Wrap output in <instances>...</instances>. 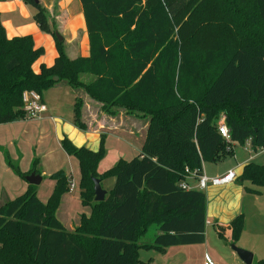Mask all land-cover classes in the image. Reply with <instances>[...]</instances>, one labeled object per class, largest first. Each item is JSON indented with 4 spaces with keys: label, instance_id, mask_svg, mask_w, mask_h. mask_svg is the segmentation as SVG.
Instances as JSON below:
<instances>
[{
    "label": "trees",
    "instance_id": "16d2710c",
    "mask_svg": "<svg viewBox=\"0 0 264 264\" xmlns=\"http://www.w3.org/2000/svg\"><path fill=\"white\" fill-rule=\"evenodd\" d=\"M22 1L34 10L40 31L52 34L39 2ZM79 1L89 54L69 59L55 40L54 63L40 64L38 73L32 66L44 49L30 35L8 38L0 24V124L26 117L24 91L41 95L65 81L104 106L147 118L146 136L138 155L102 174L103 136L97 151L64 137L63 150L78 161L81 203L89 215L81 214L72 231L55 216L68 190L63 170L49 176L55 185L44 203L29 184L0 206V264H139L137 241L153 224V246L160 251L203 243L206 196L181 186L185 167L201 173L204 162L232 154L233 143L264 147V0ZM80 107L76 98L72 122L85 131ZM221 113L228 143L217 130ZM3 153L21 178L32 172L22 173ZM93 178H114L102 201L94 200ZM240 179L264 192V163L249 162ZM243 227L240 214L230 222L231 242Z\"/></svg>",
    "mask_w": 264,
    "mask_h": 264
},
{
    "label": "crops",
    "instance_id": "0c3cea01",
    "mask_svg": "<svg viewBox=\"0 0 264 264\" xmlns=\"http://www.w3.org/2000/svg\"><path fill=\"white\" fill-rule=\"evenodd\" d=\"M37 1L44 9L49 28L53 31L52 34L40 31L37 23L33 19L34 11L22 0H0V24L5 30L6 36L12 38L14 36L30 35L32 36L34 46L44 49V54L33 64V71L38 73L40 64L51 66L54 63L57 56L55 40L62 43L64 52L69 59L87 56L89 54V41L80 1ZM57 35L60 37L59 39ZM59 84L60 81L45 91L44 95L43 93L41 94L42 101L46 105L45 112L37 117H25L18 121L0 124V149L6 148L7 155L9 152L13 154L14 157L10 160L15 164L20 163L18 168L22 173L27 174L32 169V171L40 175L41 181L36 185V195L43 203L47 201L55 185V181L49 177L52 173L63 170L69 180L73 178L72 169L66 172L62 169L64 167H61L62 163L61 165L57 164L61 155L64 157L63 161L68 160L72 166L75 163V171L78 173V182L76 183L74 181L75 186L79 183L78 161L74 156L68 155L63 150L61 140L64 137H67L77 147L85 146L92 151H97L102 134L104 143L105 136H113L118 145V149L115 147L109 149L112 154H115V159L109 167L105 164L102 165L103 159L99 162L97 171L99 174H102L110 169L119 159L129 160L140 153L148 126L147 120L131 118L130 116H128L129 118H125L126 116L118 113L115 117L103 115L99 119H96V115L94 119L96 123L91 124L88 118L87 123L89 124H87V129L85 131L79 130L74 126L72 116L59 111V104L62 102L63 97H66L68 93H72L71 96L73 97L74 105V99L83 97V92L81 91L80 93L82 94H79V92L77 93L73 90V92L66 93L64 91V93H61V90H57V88H60L58 86ZM50 91L55 97H50ZM89 101L93 100L89 98ZM128 119L129 124L127 122ZM139 126L143 127L142 133L137 132ZM49 129L54 132L53 135L56 139L57 149L52 146L48 147L47 139L45 145L42 140H38L37 145V140L34 136L37 135L38 137L44 135L45 132L49 133ZM16 138H19L23 144H29L31 142L32 146L42 150L41 152L39 151L38 163L42 162L43 166L48 168L46 169V173L45 171H38L35 166L33 168H31V165L29 167L28 165H26L27 167H23V159L20 157V154L23 156V151L15 145ZM231 147L232 154L227 155L230 157L229 160L224 159L221 162H215L216 164L213 167L210 166L211 164L205 165L204 163L206 162L202 164V170L207 176H221L230 169H233L236 174V179L232 182L221 186L208 184L202 190L206 196V229L208 226L213 227L217 237L224 243L219 241L210 243L207 240L205 229V240L203 243L169 246L160 251L153 246V241L152 243L140 242L144 234L137 241L139 246V264H199L205 260H210L214 264H230L229 260H233L232 257H234L233 252H230L226 247V244L231 242L230 222L240 214L244 217V227L237 243L240 247L252 252L251 264H256V262L263 260V253H258L257 249L253 245H250L245 238L250 235L253 237V235L261 233L264 236V192L256 191L252 186H246L240 179V176L244 166L249 162L264 163V149L255 150L251 147L250 143L246 142L241 146L243 147V152L236 155L235 143ZM125 151L129 155H125ZM73 158L75 161H73ZM38 159L36 158V160ZM52 161L57 165L49 167ZM13 173V169L5 161L4 153L0 151V194L5 196L8 193L9 186H11L10 191L16 194V197L27 190L29 184L26 180L24 178H21V181L18 178L15 180L13 176L15 173ZM6 174L9 176H6ZM2 176H6V179L3 180L1 178ZM44 177L48 179V189L44 194L39 195V188L44 181L43 179H45ZM181 181H187L189 186L194 189L197 187V181L191 176H184ZM113 183L114 178L100 180V185L106 193L112 188ZM4 199L5 203L9 200V197L6 195ZM69 206L70 202L67 200L66 195L63 194L55 210V216L66 230L72 231L79 225L80 215H89L91 209L88 206H83V210L74 216L70 213ZM62 207L65 208V213L70 218V221H67L68 223L59 216ZM157 234L158 232L154 235L153 240ZM143 250L154 251V254H151L146 259L147 261H144L140 257V252Z\"/></svg>",
    "mask_w": 264,
    "mask_h": 264
},
{
    "label": "rangeland",
    "instance_id": "374dc122",
    "mask_svg": "<svg viewBox=\"0 0 264 264\" xmlns=\"http://www.w3.org/2000/svg\"><path fill=\"white\" fill-rule=\"evenodd\" d=\"M80 78L83 81H85V82H88V81H90L92 79V77L90 75H81ZM58 86L60 88H57V90H61V93H64V91L66 93L73 92V90H75L77 93L79 92V94H82V93H80L81 91L83 92V94H82L83 97H80L79 98L81 100L80 118H81V122L85 124L86 129H87V124H89V123H87L88 122V118L90 119L89 120L90 121V124L91 123H96V121L94 120L96 118V115H97V118L96 119H99L103 115H106V116H109V117H115V116H117L118 113H120V114H123L124 116H126L125 118H129L128 116H130L131 118H136V119H140V120H147V118L140 117V114L138 112L127 111L126 109H124L122 107H118V106H112V107L104 106L102 103H100L98 101H95L94 99L90 98L84 92V90H82V89H72V88L68 87V85L66 84L65 81H60V84ZM44 93H45V91L43 92V95H44ZM49 94H50V97L51 96L55 97V95L51 91H50ZM69 94L70 93H68L66 95V97H63L62 102L59 104V106H60L59 111L61 113H64L66 115H69V116H72L73 117V97L71 96L72 93L70 95ZM89 98L91 100H93V101H89ZM74 102H75V99H74ZM111 112H113V114H111ZM93 114H94V116H92ZM221 115L225 116L222 113H221ZM127 122L129 124V119H128ZM142 130H143V127L142 126H139V128H137V132L138 133H142ZM53 133L54 132L51 129H49V133L45 132L44 135H40L38 137H37V135H35L34 137L37 140V145H38V140L39 141L42 140V142H44V145H45L46 139H47L48 147H51L52 146V147H54V148L57 149V143H56V139H55ZM101 136H103V134ZM15 145H17L18 147H20L22 149V151H23V156H21V154H20L21 159H23V161H22V164L24 165L23 167H27L26 165H28V167H29V165H31V168H33L34 167L33 160H34V158L35 159L36 158L37 159L39 158V156H38L39 155V151L41 152L42 150L39 149V148H35V146H32L31 142L29 144H23L19 138H16V144ZM241 146L242 145H239L238 143L235 144V152H236V155H239L240 153L243 152V147H241ZM103 147H104L105 154H104V157L102 158L103 159L102 165L105 164L106 166L109 167L112 164V162L114 161V159H115V154H112V152L109 151V149L112 148V147L113 148L115 147V148L118 149V145H117V143L115 141V138L113 136H109V135H107V137L105 136V143L103 142ZM3 150L6 151V148L0 149V151L2 153H3ZM124 153H125V155H129L128 152H126V151ZM8 155H9V158L12 160L13 159L12 157H14L13 154L9 152ZM63 158H64L63 155H61L60 158L58 159L57 164L58 165H61V163H62V166L61 167H64L62 169H64L66 172H69L70 169H72L73 170V178H72V180L77 183L78 182L77 181L78 173L75 171V167H76L75 163L72 166L68 160L67 161L66 160L63 161ZM124 158H126V157H124ZM224 159H228L229 160L230 157L227 156V157L223 158L221 161H223ZM38 161H39V159L38 160H35V162H34L36 169L38 171H40V172L45 171V173H46V171H47L46 169H48V168H45L43 166V163L42 162L38 163ZM73 161H75L74 158H73ZM19 164H17L18 167H19ZM57 164H54V162L52 161V163L49 164L50 165L49 167L55 166ZM204 164L205 165L211 164L210 166L213 167L214 164H216V163H214V162H206ZM6 176H9V175L6 174ZM6 176H2L1 178H3V180H4V179H6ZM10 176H11V174H10ZM13 176H14L15 180H17V178L20 181L22 180L20 176L16 175V173ZM44 178L45 179H43L44 181L40 185V188H39L40 189L39 195L44 194V192H46L47 189H48V185H47L48 184L47 183L48 179H47V177H44ZM243 182H244V184L246 186H251V184L249 182H247V181H243ZM10 189H11V186H9L8 193L5 194V196L3 194H0V205H2L4 203V201H5L4 197H6V195H7V197H9V200H11V198L13 199L14 197H16V194H14L13 192H11ZM64 195H66L67 200L70 202L69 210H70V213L71 214H73L75 216V215L78 214L79 211H82L83 210L82 209L83 205L81 203V198H80L79 183L73 189H70L68 187V190L64 193ZM64 207H62L60 209L59 216L66 223H68L67 221H70L69 220L70 218L68 217V215H66L65 208ZM157 232H158V230H157L156 224L150 225L149 228H148V230H147V232L145 233L144 237L141 238L140 242H142V243H152L153 237H154V235ZM206 236H207V240L210 243H214L216 241H219V242L224 243L221 239H219L217 237V234H216L215 230L211 226H208L207 227V229H206ZM245 239H247V242L250 245H253V247H255L257 249L258 253H263V255H264V236H262V233L261 234H255V235H253V237H252V235L247 236ZM232 245H234L236 247H239V248H242V247H240L238 245L237 241L230 242L229 244H226V247L228 248V250L230 252H233V254H234V257H232L233 260H229L230 264H244L239 259V257L234 253V251L232 249ZM242 249H244V248H242ZM244 250H246V249H244ZM151 254H154V251L153 252L152 251L150 252V251L143 250V251L140 252V257L144 261H147L146 259ZM262 258L264 259V256H262ZM256 264H257V262H256Z\"/></svg>",
    "mask_w": 264,
    "mask_h": 264
},
{
    "label": "built area",
    "instance_id": "2783aa9c",
    "mask_svg": "<svg viewBox=\"0 0 264 264\" xmlns=\"http://www.w3.org/2000/svg\"><path fill=\"white\" fill-rule=\"evenodd\" d=\"M22 101H23V110L25 111L26 117H37L43 112L46 111V105L43 103L41 95L35 91H24L22 93ZM217 130L221 137L224 139L226 143L229 142L230 135L229 129L225 122V116L221 115L219 120L217 121ZM250 143L249 141H247ZM231 148L228 147V150ZM264 147L260 148L263 150ZM185 177L191 176L193 179L197 181L198 190H204L208 184L221 186L225 185L229 182H232L236 179V174L233 169L228 170L225 174L221 176H207L203 170L201 173H196L195 171H190L188 167L184 169ZM181 186L186 189H191L187 181H181ZM68 187L73 189L75 187V182L71 179L69 180ZM208 223V222H207ZM199 264H214L210 260H205Z\"/></svg>",
    "mask_w": 264,
    "mask_h": 264
},
{
    "label": "water",
    "instance_id": "95a60500",
    "mask_svg": "<svg viewBox=\"0 0 264 264\" xmlns=\"http://www.w3.org/2000/svg\"><path fill=\"white\" fill-rule=\"evenodd\" d=\"M57 38L59 39L58 35ZM54 80H58V77L55 76L53 78ZM26 182L28 184H33L37 185L41 181V177L39 174H36L34 171L29 173L24 177ZM93 190H94V200L95 201H102L105 199L106 191L101 187L100 185V180L98 178H93ZM233 251L236 253V255L239 257V259L242 261L244 264H251L252 261V253L244 250L242 248L236 247L232 245Z\"/></svg>",
    "mask_w": 264,
    "mask_h": 264
}]
</instances>
